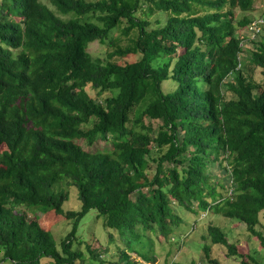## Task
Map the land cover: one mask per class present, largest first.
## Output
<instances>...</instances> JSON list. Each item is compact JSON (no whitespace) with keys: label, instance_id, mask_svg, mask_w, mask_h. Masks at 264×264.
Instances as JSON below:
<instances>
[{"label":"trees","instance_id":"1","mask_svg":"<svg viewBox=\"0 0 264 264\" xmlns=\"http://www.w3.org/2000/svg\"><path fill=\"white\" fill-rule=\"evenodd\" d=\"M47 1L0 0V264H76L90 209L124 244L116 264L155 263L147 232L168 240L182 211L244 224L262 257L214 224L207 237L240 264H264V86L253 79L256 68L264 78V22L242 32L255 0ZM146 2L163 25L137 15ZM99 137L110 148L80 144ZM72 187L79 209L64 211ZM47 210L71 220L60 250Z\"/></svg>","mask_w":264,"mask_h":264},{"label":"rangeland","instance_id":"2","mask_svg":"<svg viewBox=\"0 0 264 264\" xmlns=\"http://www.w3.org/2000/svg\"><path fill=\"white\" fill-rule=\"evenodd\" d=\"M45 4L51 7L47 0H41ZM254 1V8L249 13L250 16L258 17L264 13V0ZM146 2L144 4V12L146 14L139 15L148 21V29L161 26L165 22V13L159 12L153 9L151 13L148 12ZM238 14V13H237ZM114 34L118 35L120 38V45L126 46L130 44L128 36H123L120 34V30L114 31ZM251 34V33H250ZM101 48L96 43H91L89 49L95 51V48ZM246 47H250L248 40L246 41ZM134 56L128 55L126 57H121V60L133 59ZM253 79L255 82H259L264 86V78L260 72V69H254ZM167 84H165L166 86ZM89 89V94L92 97H98L96 91L92 88ZM158 121L154 122L157 125ZM83 148L89 152H94L96 150H104L110 148V143L102 138L96 139L91 145L85 144L80 141ZM212 173L216 177L223 176V172L218 164H214L211 167ZM75 188H71L70 196L67 201L62 205L64 211L66 210H78L79 201L77 200ZM185 222L182 223L178 228L175 229L174 233L168 237V240H164L161 236L147 232V236L150 238L152 243V251L149 255L156 256V262L150 264H190L194 262L195 264H208L204 259V254L202 247L204 245H210V254L212 258L217 259L221 264H240L239 258L235 255L228 256L226 254V248L223 245H213L207 237V225L214 224L222 229L225 233L226 238L231 243L237 244L240 251H248L250 253L258 254L260 257L262 253L258 250L257 241H255L251 235L246 231L244 224L238 223L236 220L231 218H225L219 214H212L209 212L201 213L197 217L194 214L187 211H182ZM260 227L264 233V216L260 213ZM50 225V230L53 233L54 239L56 241V247L60 250V243L64 239L65 235L71 229V220L65 219L61 215H56L52 210L45 211V227ZM109 233L112 234L113 240L110 241ZM77 238L74 239L72 250L81 249L85 254L82 260L77 261L76 264H116L118 261L119 250H123L124 244L118 238L116 231L106 228L103 225V217L97 215L95 209H90L80 220L78 231L76 233ZM78 239V240H77ZM86 242L89 243L90 247L95 249L100 257L103 259V263L91 259L86 251ZM145 251V247L143 249ZM263 254V253H262ZM131 257H135L140 261V257L130 254ZM257 255V256H258ZM140 258V259H139ZM48 258L43 257L40 264H49ZM47 261V262H45ZM9 262H2V264H8ZM149 264V263H148Z\"/></svg>","mask_w":264,"mask_h":264},{"label":"built area","instance_id":"3","mask_svg":"<svg viewBox=\"0 0 264 264\" xmlns=\"http://www.w3.org/2000/svg\"><path fill=\"white\" fill-rule=\"evenodd\" d=\"M263 17H261V16L255 17L248 24L246 31H247L249 37H253L256 33H258L260 31V24L264 22Z\"/></svg>","mask_w":264,"mask_h":264},{"label":"clouds","instance_id":"4","mask_svg":"<svg viewBox=\"0 0 264 264\" xmlns=\"http://www.w3.org/2000/svg\"><path fill=\"white\" fill-rule=\"evenodd\" d=\"M258 1H262V0H257L256 2H258ZM254 4H255V3H254ZM253 8H254V5H253ZM250 13H252V12H250ZM263 14H264V13H263ZM263 14L260 15V16L263 17V16H264ZM251 17H252V19L255 18V16H251ZM252 19H251V21H252ZM251 21H250V22H251ZM250 22H249V23H250ZM247 27H248V25H247ZM247 27H246L244 30H242L243 33H247V31H246ZM247 36H248V35H247ZM248 37H249V36H248Z\"/></svg>","mask_w":264,"mask_h":264}]
</instances>
